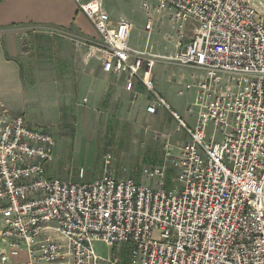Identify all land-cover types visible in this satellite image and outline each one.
Segmentation results:
<instances>
[{"label":"built area","instance_id":"obj_1","mask_svg":"<svg viewBox=\"0 0 264 264\" xmlns=\"http://www.w3.org/2000/svg\"><path fill=\"white\" fill-rule=\"evenodd\" d=\"M100 41L87 42V59L103 71L127 75L126 88L143 84L188 136L165 140L164 165L143 170L144 182L117 177L106 161L94 182L48 175L55 139L25 114L0 116V217L7 251H24L25 264H124L102 258L96 244L129 248L126 264H264V0H144L146 31L152 12L178 28L175 53L161 56L129 44L133 24L112 25L104 0H75ZM152 1V2H151ZM192 36L184 41L185 28ZM160 61L206 72L187 86L198 109L194 128L154 90ZM192 108L189 109L191 113ZM214 127L208 134V126Z\"/></svg>","mask_w":264,"mask_h":264},{"label":"crops","instance_id":"obj_2","mask_svg":"<svg viewBox=\"0 0 264 264\" xmlns=\"http://www.w3.org/2000/svg\"><path fill=\"white\" fill-rule=\"evenodd\" d=\"M163 15L169 19L168 14ZM122 19L117 22L113 19L111 24L117 25ZM92 41H100V36L75 0H0V116L5 112L12 116L25 114L28 121L37 126L38 121L47 122L45 114L53 109L59 117L65 107L88 105L99 108L103 114L107 107L132 104L138 107L141 120L148 124L147 131L151 130L156 137L161 134V120L172 119L170 114L166 110L161 112V108L157 114H149L147 107L156 100L143 84L135 83L129 91L127 75L106 73L97 58L88 60L89 51L84 44ZM150 53L161 55L160 51ZM174 53L175 44L173 53L161 56ZM161 62L171 64L156 63L151 79L155 92L166 100L161 90ZM174 65L206 77L201 69ZM183 73L181 81L188 80ZM195 79L199 78L192 75L185 82V89L194 94L187 86ZM50 171L49 168L48 175L56 177L50 175ZM2 229L0 217V254L7 251ZM27 261L28 255L23 251L11 262L0 261V264ZM123 261L126 264L127 260Z\"/></svg>","mask_w":264,"mask_h":264},{"label":"rangeland","instance_id":"obj_3","mask_svg":"<svg viewBox=\"0 0 264 264\" xmlns=\"http://www.w3.org/2000/svg\"><path fill=\"white\" fill-rule=\"evenodd\" d=\"M143 2L144 0H104V6L114 21L125 18L132 22L129 42L132 48L160 51L161 55L173 53L178 28H173L170 16L168 19L162 13L152 12L154 32L148 40V15L142 7ZM184 34V40L189 41L192 36L191 28H185ZM171 64L161 62V90L165 92L163 95L172 110L194 128L198 109L193 107L195 94L185 89V82L192 75L199 79L203 75ZM182 72L188 80L181 81ZM190 108L192 111L187 115ZM98 109L88 105L65 107L62 109L63 115L61 113L59 117L53 109L45 114L47 122H37V127L47 130L55 139L54 160L48 166L50 175H55L60 180L77 182L81 180L80 173L83 172V181L94 182L101 178L106 161L111 157L117 177L144 182L145 168L164 165L165 139L158 140L151 130L147 131L148 124L141 120L137 106H111L105 108L103 114ZM161 112L166 111L161 109ZM213 130L214 127L209 125L208 134L211 135ZM161 131V134H169L168 140L175 147L188 140L187 134L174 118H163ZM166 165L169 173L167 185L172 187L176 184V171L169 164L164 166ZM96 250L104 259L117 255L126 261L129 257V248L123 245L110 250L105 244L99 243L96 244Z\"/></svg>","mask_w":264,"mask_h":264}]
</instances>
